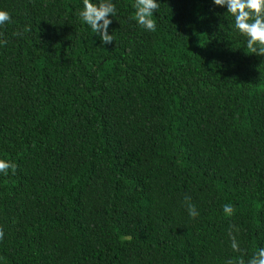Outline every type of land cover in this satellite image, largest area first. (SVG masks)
<instances>
[{"label":"trees","instance_id":"obj_1","mask_svg":"<svg viewBox=\"0 0 264 264\" xmlns=\"http://www.w3.org/2000/svg\"><path fill=\"white\" fill-rule=\"evenodd\" d=\"M113 3L105 44L81 0H0V264L246 259L264 246V56L211 0H158L151 32Z\"/></svg>","mask_w":264,"mask_h":264},{"label":"clouds","instance_id":"obj_2","mask_svg":"<svg viewBox=\"0 0 264 264\" xmlns=\"http://www.w3.org/2000/svg\"><path fill=\"white\" fill-rule=\"evenodd\" d=\"M211 4L223 8L224 12L230 14L233 29L245 38L244 44L250 53L264 56V0H211ZM132 7L136 24L146 31H154L156 24L153 20V11L158 7V0H134ZM76 14L103 43L113 41V36L108 31L111 18L116 14L113 0H81V7ZM9 19V13L0 9V25ZM14 170L13 162L0 158V175H6ZM186 210L189 217L198 215L191 203H187ZM222 210L225 214L231 215L232 206L224 204ZM228 238L230 248L238 251L239 244L231 229ZM226 264H264V246L257 247L246 259L237 256L234 260H227Z\"/></svg>","mask_w":264,"mask_h":264}]
</instances>
